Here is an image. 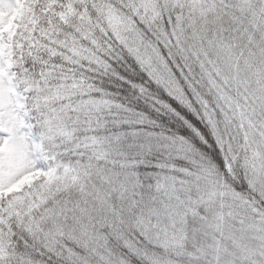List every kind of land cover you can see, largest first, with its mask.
<instances>
[{"label":"snow or ice","instance_id":"6c2138e0","mask_svg":"<svg viewBox=\"0 0 264 264\" xmlns=\"http://www.w3.org/2000/svg\"><path fill=\"white\" fill-rule=\"evenodd\" d=\"M0 264H264V0H0Z\"/></svg>","mask_w":264,"mask_h":264}]
</instances>
